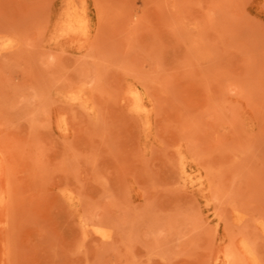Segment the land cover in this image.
Instances as JSON below:
<instances>
[{
	"label": "rangeland",
	"instance_id": "374dc122",
	"mask_svg": "<svg viewBox=\"0 0 264 264\" xmlns=\"http://www.w3.org/2000/svg\"><path fill=\"white\" fill-rule=\"evenodd\" d=\"M0 264H264V0H0Z\"/></svg>",
	"mask_w": 264,
	"mask_h": 264
},
{
	"label": "bare ground",
	"instance_id": "6f19581e",
	"mask_svg": "<svg viewBox=\"0 0 264 264\" xmlns=\"http://www.w3.org/2000/svg\"><path fill=\"white\" fill-rule=\"evenodd\" d=\"M67 25L69 28H74V26H76V24L72 22L71 20H68Z\"/></svg>",
	"mask_w": 264,
	"mask_h": 264
}]
</instances>
